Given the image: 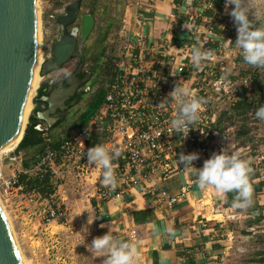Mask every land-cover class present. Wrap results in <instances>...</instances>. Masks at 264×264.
Returning <instances> with one entry per match:
<instances>
[{
  "label": "built area",
  "instance_id": "built-area-1",
  "mask_svg": "<svg viewBox=\"0 0 264 264\" xmlns=\"http://www.w3.org/2000/svg\"><path fill=\"white\" fill-rule=\"evenodd\" d=\"M192 2L211 9L213 16L205 17L202 24L196 23L192 13L201 7L191 6ZM186 11L190 19L181 28L189 33L186 43L180 44L183 39L176 42L174 32L153 38L142 32L143 20L125 42L117 32L110 33L108 50L111 53L107 52L106 59L107 56L112 59L111 80L102 104L88 122L64 138L58 148L47 145L45 154L33 167L22 165L23 156L15 153L16 147L12 154L1 156L0 186L20 208L38 202L48 204L43 215L45 224L66 219L67 212L59 202L64 199L61 195L64 173L84 177L94 185V198L102 201L137 188L142 195L173 206L199 186L196 177L184 183L177 192L159 185V177L165 179L176 171H187L178 161L180 153L198 152L200 155L193 163L199 168L213 153L229 152L225 148L226 134L234 129L227 131L224 123L236 118H257L256 109L264 104V90L261 93L259 83L262 68L243 61L240 49L234 44L236 24L212 2L190 0ZM214 22L218 23V28ZM193 47L212 52L211 58L195 66L191 61ZM237 63H243L245 68L234 73ZM177 86H187L193 98L203 101L200 120L187 136L169 130L179 107L169 94ZM233 125L236 127L235 123ZM96 144L122 150L112 161L117 181L115 188L103 186L100 183L102 167L88 162L87 149ZM235 150L240 157L247 154L243 158L249 162L251 172L264 177V143L252 150L247 147ZM4 164L9 173L3 170ZM42 172L49 173L52 186V191L46 194L39 187H29L26 183ZM23 175L25 179H21ZM261 234H264V223Z\"/></svg>",
  "mask_w": 264,
  "mask_h": 264
},
{
  "label": "crops",
  "instance_id": "crops-1",
  "mask_svg": "<svg viewBox=\"0 0 264 264\" xmlns=\"http://www.w3.org/2000/svg\"><path fill=\"white\" fill-rule=\"evenodd\" d=\"M208 1L229 15L225 11V0ZM189 2L127 0L122 27L116 32L125 42L138 30V22L143 20L142 32L153 38L174 32L176 42L181 39L180 44L189 42V33L181 30L190 19L186 11ZM191 6L201 7L200 10L194 8L192 13L198 24H202L205 17L213 16L212 10L201 3L192 2ZM214 24L218 28V23ZM242 127L245 129L246 126ZM230 152L232 154V150ZM15 153L23 156L21 151L15 150ZM2 167L9 173L6 164ZM193 178L195 175L190 171H176L165 179L159 177V185L177 192ZM249 179L252 202L243 209L235 207L234 202L228 203L226 192H217L211 186L205 189L194 187L187 198L173 206L155 197L142 195L137 188L106 201L96 197L93 201L99 234L103 235L111 229L119 239L133 243L137 249L136 264H261L264 260V234H261L264 177L258 172H251ZM251 244L258 247L252 255L245 252Z\"/></svg>",
  "mask_w": 264,
  "mask_h": 264
},
{
  "label": "rangeland",
  "instance_id": "rangeland-1",
  "mask_svg": "<svg viewBox=\"0 0 264 264\" xmlns=\"http://www.w3.org/2000/svg\"><path fill=\"white\" fill-rule=\"evenodd\" d=\"M70 1L38 0L40 15V27L38 26V34L40 33L39 51H41L37 72L38 82L40 64L44 55L47 33L49 32L47 30V22H49L50 16L58 11H62L64 6ZM58 2L60 3L58 4ZM253 2L260 6L261 12H264V0H253ZM82 11L85 12L86 9L84 8ZM93 36L96 37L95 32ZM105 44L108 46V39L105 41ZM118 48L117 46V54L119 53ZM107 52L111 53L110 50ZM244 68L243 63H237L233 72H241ZM36 94L37 87L33 94L25 128L29 121V116L35 107L34 97ZM87 101V99L83 100L81 105L74 107L71 115L73 117L76 116L86 106ZM233 123L236 124V127ZM224 125L227 131L230 128L234 129L229 134H226L225 148L228 149V154L231 150L243 147L251 148L252 150L264 143V120H260L259 118H236L234 121L226 120ZM244 125L248 128L249 134L238 135L237 131L240 128L243 129L242 126ZM72 129L73 125H70L69 122L66 125H62L54 134L64 137L67 133H72ZM13 152L12 149L3 152L0 154V158ZM245 155L247 154L243 153L241 157ZM64 175V191L61 194L64 199L63 201L59 199V202L67 212V218L54 220L50 224H45L43 219L44 210L47 209L48 204H40L38 202L30 204L28 207L20 208L13 198L4 193L0 186V198L11 221L21 257L27 261V264H102L106 257L98 256L97 253L91 252L87 247L94 237L100 235L97 224V210L93 201L94 185L86 182L84 177L78 176L75 173H64ZM89 214L92 218L96 217L91 224L87 223ZM255 251H258L257 244H251V246L245 249V252H248L250 255ZM250 258L252 259L253 257Z\"/></svg>",
  "mask_w": 264,
  "mask_h": 264
},
{
  "label": "clouds",
  "instance_id": "clouds-1",
  "mask_svg": "<svg viewBox=\"0 0 264 264\" xmlns=\"http://www.w3.org/2000/svg\"><path fill=\"white\" fill-rule=\"evenodd\" d=\"M225 11L237 26L234 44L240 49L243 61L253 67L264 68V12H261L260 6L253 0H225ZM211 56L212 52L202 50L200 47H193L191 50V61L197 67ZM62 75L67 77L70 73L62 72ZM169 96L179 106L178 113L170 121L169 130L171 133L177 132L187 136L190 129L196 127L194 125L200 120L203 101L193 98L187 86H177ZM255 116L264 120V104L256 109ZM121 151L119 147L109 148L104 144H96L87 149L88 162L103 169L100 181L103 186L116 187L112 161L121 155ZM199 155L193 151L188 154L180 153L178 156V161L183 164L184 169L195 175L199 187L205 189L211 186L217 192H234L236 194L234 206L241 209L248 207L252 202L249 162L241 159L239 153L228 154L222 150L213 153L204 161L202 167L197 168L193 162ZM94 219L96 217L92 218L89 214L87 223L91 224ZM100 226L104 227L103 224ZM87 247L98 256L106 257L102 264H136V246L119 239L111 229L103 235L94 237Z\"/></svg>",
  "mask_w": 264,
  "mask_h": 264
},
{
  "label": "water",
  "instance_id": "water-1",
  "mask_svg": "<svg viewBox=\"0 0 264 264\" xmlns=\"http://www.w3.org/2000/svg\"><path fill=\"white\" fill-rule=\"evenodd\" d=\"M82 0H71L61 12L50 16L62 30L49 50L51 58L40 66L42 73L60 66L71 56L81 55L76 49L77 35L86 39L93 31L96 17L81 9ZM79 26L68 31V26ZM49 26V24H47ZM37 0H0V151L20 133L25 103L32 77L39 63ZM75 86L57 89L43 100L63 102L74 93ZM55 109L39 115L50 117ZM40 128L42 126H39ZM25 129L23 131V134ZM22 134V135H23ZM0 264H23L17 242L0 201Z\"/></svg>",
  "mask_w": 264,
  "mask_h": 264
},
{
  "label": "flooded vegetation",
  "instance_id": "flooded-vegetation-1",
  "mask_svg": "<svg viewBox=\"0 0 264 264\" xmlns=\"http://www.w3.org/2000/svg\"><path fill=\"white\" fill-rule=\"evenodd\" d=\"M47 24H49V26H47L49 32L47 33V41L41 64L51 58L49 47H51L53 41L62 34V30L53 20L49 19ZM76 26H79V24L75 23L69 25L68 31L71 32ZM94 30L95 27L92 33L84 40L80 38V34L77 35L76 49L80 51L81 55L71 56L69 60L47 73H42L41 71L39 73L36 94L37 99L34 102V110L38 119L36 127L43 131V138L49 137L50 135L54 136V133H56L62 125H66L69 122L70 125L73 126L77 124L80 116L92 101L95 91L103 80L105 58L100 56L101 45L96 41L95 36H93ZM62 72H68L70 75L65 77L62 75ZM58 73L61 74L58 75ZM70 85L75 86L74 93L68 97L65 96L63 102H61L60 98H55L51 104L43 100L44 97L49 96L55 90L67 88ZM41 92L45 93L42 94ZM86 99L88 100L86 106L73 117L71 115L73 113V108L81 105L83 100ZM52 107L55 111L51 113L50 117L39 115L41 112H45L48 108ZM39 126L42 127L40 128Z\"/></svg>",
  "mask_w": 264,
  "mask_h": 264
},
{
  "label": "trees",
  "instance_id": "trees-1",
  "mask_svg": "<svg viewBox=\"0 0 264 264\" xmlns=\"http://www.w3.org/2000/svg\"><path fill=\"white\" fill-rule=\"evenodd\" d=\"M60 2H58L59 4ZM127 5V0H82L81 9L92 13L96 17L95 34L96 41L101 45L100 56L105 58L103 80L100 86L97 88L93 95L92 101L88 104L87 108L83 111L79 118V122L73 126L72 131H76L83 127L89 120V118L95 113V111L102 104L106 91L107 84L111 80V68L112 59L107 56L108 46L105 44L110 33L118 31L122 27V19ZM261 84V93L264 90V68L261 70V77L259 78ZM42 93V92H41ZM45 93V92H44ZM42 93V94H44ZM37 96L34 97V102ZM38 119L35 110L29 116V121L25 128L22 139L16 146V151L23 152L22 165L26 168L33 167L40 160L41 156L46 152V146L49 145L51 148H58L64 138L69 134L67 133L64 137L50 135L48 141L43 138V131L37 129ZM240 134H249L247 127L237 131ZM23 175L21 179H25ZM250 182V179H249ZM29 187H39L42 193L46 194L52 191V186L49 184V173H39L36 176L30 177L26 181ZM234 192H226L227 202L233 203L235 200ZM261 264H264V260H261Z\"/></svg>",
  "mask_w": 264,
  "mask_h": 264
},
{
  "label": "bare ground",
  "instance_id": "bare-ground-1",
  "mask_svg": "<svg viewBox=\"0 0 264 264\" xmlns=\"http://www.w3.org/2000/svg\"><path fill=\"white\" fill-rule=\"evenodd\" d=\"M37 16H38V26L40 27V15H39V2H38V0H37ZM38 38H39L38 40H39V46H40V33L38 34ZM40 53H41V51H39V55H40ZM37 72H38V65L35 68V71H34V74H33V77H32V81H31V86H30L29 94H28V97H27V100H26V103H25V107H24V111H23L21 131L18 134V136L5 149H3V150L0 151V154L3 153V152H6L8 150L13 149L19 143V141L22 138V134H23V131L25 129V124H26V121H27V118H28V115H29V110H30V107H31V104H32L33 94H34L35 89H36V87L38 85ZM0 201H1V198H0ZM1 205H2V208H3V211H4L5 215L7 217V220L9 222V224H10L11 230L13 232V229H12V226H11L12 225L11 224V221L9 219V216H8L7 212L4 209V206H3L2 201H1ZM13 235L15 237L14 232H13ZM15 240H16V238H15ZM16 242H17V240H16ZM17 246H18V244H17ZM21 258H22L23 264H27V261L25 259H23V257H21Z\"/></svg>",
  "mask_w": 264,
  "mask_h": 264
}]
</instances>
